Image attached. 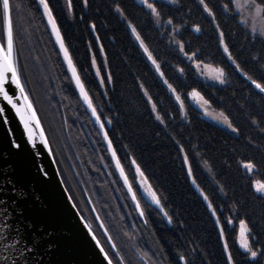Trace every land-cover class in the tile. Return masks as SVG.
Masks as SVG:
<instances>
[{"label": "trees", "instance_id": "16d2710c", "mask_svg": "<svg viewBox=\"0 0 264 264\" xmlns=\"http://www.w3.org/2000/svg\"><path fill=\"white\" fill-rule=\"evenodd\" d=\"M12 3L21 4L13 19L23 86L53 154L87 175L85 193L124 263H133L143 239L123 219L138 221L141 211L154 222L150 242L164 264H264V196L253 187L264 183V93L252 83L264 84V39L246 28L233 1L150 0L157 17L136 0H47L121 168L135 179L137 165L160 201V207L149 205L139 194L141 210L125 192L119 199L98 184L100 170L118 176L117 169L45 9L38 0ZM0 40H5L2 7ZM199 63L223 69L224 83L204 79ZM193 90L223 113L232 131L202 116L189 100ZM77 195L87 208L84 192ZM240 221L250 230L256 258L237 244Z\"/></svg>", "mask_w": 264, "mask_h": 264}, {"label": "water", "instance_id": "95a60500", "mask_svg": "<svg viewBox=\"0 0 264 264\" xmlns=\"http://www.w3.org/2000/svg\"><path fill=\"white\" fill-rule=\"evenodd\" d=\"M47 21L78 94L90 111L96 127L105 139L116 169L122 176L120 165L117 166L116 154L108 137L105 136V128L82 95L73 75L74 65L72 63L70 67L48 16ZM60 38L62 39L61 34ZM0 43L6 46V33L4 42L0 40ZM64 48L66 49L65 44ZM68 58H70L69 53ZM76 75L78 76L77 71ZM80 83L82 84L81 80ZM9 94L13 95V102L24 111V97L20 95L15 85L10 86ZM25 94L39 120L38 128L35 127L34 122L30 125L33 129L34 143L29 140V133L16 110L0 96V107L5 109L0 113V224L8 225L6 230L0 229V231L5 232L9 237L8 242L13 238L18 240L16 247L27 246L32 249L23 257H18V264H107L100 251V248L104 249V247L69 194L39 114L26 90ZM42 139L47 140V147L42 143ZM16 144L20 147L17 148ZM154 205L160 207V204L155 202ZM94 214L110 247L116 251L95 210ZM104 251L106 252L105 249ZM4 257L10 258L6 261ZM16 257L14 251H5L3 244L0 243V264H10L11 258Z\"/></svg>", "mask_w": 264, "mask_h": 264}, {"label": "snow or ice", "instance_id": "6c2138e0", "mask_svg": "<svg viewBox=\"0 0 264 264\" xmlns=\"http://www.w3.org/2000/svg\"><path fill=\"white\" fill-rule=\"evenodd\" d=\"M87 0H85V3ZM39 3L43 6L45 9V13L49 18V22L52 24L53 30L56 32L57 38L60 41L61 48L65 52V57L68 59L70 67H72V62L71 59L68 58V53L67 49L64 48L63 40L60 38L59 30L56 27L55 20L52 17L51 9L49 8V5L47 3V0H39ZM141 3H144L149 9L152 10L153 14H155L157 17H159V12L156 9L155 5L148 3V0H141ZM201 3H203V0H201ZM70 4V0H69ZM0 7H2V12H3V26H4V31L6 33V46L3 43H0V96L3 97L4 100L8 102V104L11 105L13 109L16 110L17 115L20 116L21 121L24 123L25 129L29 133V140L33 141L34 143V138H33V129L30 126L32 122L35 123V127H39V120L36 118L35 111L32 109V104L30 101H28L27 95L25 94L24 87L21 83L20 80V67H19V62H18V57L14 55V19H13V11L16 10L17 12L21 8L20 3L13 4L12 0H0ZM227 8L228 5H225ZM237 7H246L250 11L253 12L254 15L256 16H264V3H257V0H246L245 5H240L239 3L237 4ZM171 23V21H169ZM94 27V26H93ZM253 32L256 31V28L253 27ZM135 32V29H133ZM197 31L199 29L197 28ZM223 35V34H221ZM260 35L264 36V28L260 29ZM137 39H140L139 34H137ZM141 46L144 47L145 52H148L147 47L143 44V41H141ZM182 48V46H181ZM226 52L228 51L227 46L225 45ZM149 59H152L151 53H148ZM230 55V54H229ZM231 58V56H230ZM153 64L156 63V61L153 59ZM157 70H159V65H157ZM73 75L76 77L77 80V85L80 87L82 95H84L85 100L88 102L89 107H92L91 100L88 98L86 92L84 91L83 85L80 83L79 77L76 75V70L74 67H72ZM183 71V69H181ZM224 72L223 69L217 70V76L215 77L220 81V83H224ZM251 79V77H249ZM252 83L255 84L256 88H258L261 92H264V84L258 83L255 80H252ZM11 85H15L16 89H19L20 95L24 97L25 100V110L22 111L20 107L17 106L16 103L13 102V95L9 94V89ZM171 88V85H169ZM173 92H175V89H172ZM190 95L194 98H198L199 102L201 103V106L207 105L208 101L205 100L202 96H200L199 92L193 90ZM177 100H180V97L177 95L176 97ZM155 108V105H153ZM181 107H183V104H181ZM5 109L3 107H0V113H3ZM93 113L95 114V109L93 108ZM220 116L223 117V113H220ZM159 119V117H157ZM7 122V121H5ZM224 122L228 123V126L231 127V123L227 121V118L224 117ZM111 123V121H109ZM103 127V125H102ZM235 130V129H234ZM41 137H43V132L41 131ZM107 136V134H105ZM42 143L47 147V140L42 139ZM110 143V142H109ZM17 148L20 147L19 144L15 145ZM117 166L119 167V162H117ZM249 169H251L252 165L248 164L246 165ZM137 171H139V168H137ZM122 172V170H121ZM123 174V172H122ZM143 175V173H141ZM125 182L127 183V178H125ZM131 191V188H129ZM258 191L264 193V185H260L257 188ZM152 199L156 204H159L160 201L156 197L155 193H151ZM133 199H135V195L133 194ZM137 207L139 205L137 204ZM141 215H143V212H141ZM165 215H167L165 213ZM231 223V221H229ZM240 227H241V247L244 248V250L248 253H250L252 258H256L258 253L257 251L253 250V248L250 246V243L248 242V239L245 236V233L247 231H250L247 229L245 222L240 221ZM8 228V225L6 223L0 224V229L6 230ZM95 239V237H93ZM9 241V237L5 234V232L0 231V243L3 244V248L5 251L12 252L14 251L17 254L16 258H11L10 264H18V257H23L26 252H30L32 249L28 248L27 246L24 247H16V245L19 243L18 240H13L11 242ZM97 244H99V241H97ZM114 247V245H113ZM227 245H225V248ZM101 253L104 255V259L107 261V264H112L111 258H109L108 253L104 251V249L101 247L100 248ZM261 255H264V252L260 253ZM10 257H4V259L7 261L9 260ZM121 259H123L121 257ZM183 259V257H181ZM228 260L231 262L232 261V256L229 254Z\"/></svg>", "mask_w": 264, "mask_h": 264}, {"label": "flooded vegetation", "instance_id": "af4514ba", "mask_svg": "<svg viewBox=\"0 0 264 264\" xmlns=\"http://www.w3.org/2000/svg\"><path fill=\"white\" fill-rule=\"evenodd\" d=\"M54 157H55L60 175L63 179V182H64L69 194L71 195L76 207L78 208L79 212L81 213L83 218L86 220V222L89 224V226H91L93 232L95 233L97 238L100 240L101 244L103 245L104 249L108 253L112 262L114 264H125L123 259H121L122 254L120 253V251H118V248L116 247L115 243L113 242L111 236L108 233L107 228L105 227L104 223L102 222L101 218L99 217L92 201L90 200L89 196L85 193L86 189H85V186L82 184L87 181L86 180L87 175L85 177L83 171H81L79 169L78 165L76 166L70 162L69 164L67 163L68 166H65L64 163L61 160H59L56 155H54ZM98 174H100V176H101L98 184L102 185L104 187V190L112 191V193H115L116 197L119 199H120V193L125 192L126 194H128L130 199L132 201H134V199L132 197V193H133L132 188H133V186L136 188L134 180L135 181L137 180V175H135V179L134 178L132 179V176H130L125 171H123V175L121 176L120 173L118 172V170H117L118 176H115L114 172L109 171V170H100L98 172ZM125 178H127V182L129 183V186L125 182ZM120 183H122V185H123L122 187H121ZM131 183L133 184V186ZM129 187L131 188V191L129 190ZM79 189H81V191L84 192V196H85L86 201H87V208H85L86 206H84L82 203L83 199L81 200L79 198V196L77 195V191H79ZM141 191H142V193L145 194V192H143V190H141ZM146 193L147 194L143 195L144 199L147 201V203L149 205L153 204L152 203V196H150L151 194H149V192H147V191H146ZM124 200H125V196H124ZM136 208H137V206H136ZM94 210H95L96 214L98 215L99 219L101 220L102 224L104 225V228L106 229L108 235L110 236V238H111V240H112V242L116 248V251L112 250V248L110 247V245H109L105 235L103 234L100 226L98 225L96 216L94 214ZM139 215H140V219L138 221H136L135 219H133L131 217L123 219V221L125 223H127L128 225H131V227L135 231L137 228L138 231H136V232L138 234H140L141 238L143 239L141 241L142 244L139 247L140 249L138 251L137 250L134 251V256H135V259L137 261L136 263L137 264H164V262L162 260L157 259V257H156V255L158 253L157 252L158 250H156V249H158V248L156 247L155 244H151V242H150V240L152 238L156 237L155 234L153 233L154 232L153 220L151 218H148L147 214L141 215V211H139ZM166 221H167V219H166ZM143 223H144V225H143ZM140 224H141V226H140ZM140 229H141V231H139ZM146 253H148V255H145ZM149 256H151V259L149 258Z\"/></svg>", "mask_w": 264, "mask_h": 264}, {"label": "rangeland", "instance_id": "374dc122", "mask_svg": "<svg viewBox=\"0 0 264 264\" xmlns=\"http://www.w3.org/2000/svg\"><path fill=\"white\" fill-rule=\"evenodd\" d=\"M39 1V0H38ZM138 3H140V4H143V5H145L144 3H141V0H136ZM161 1H164V2H166V3H169V4H175L176 3V0H161ZM233 1V4H234V8H235V11H236V13L240 16V19H241V21H242V23L246 26V28L250 31V32H252L253 34H255V35H258V36H260L261 38H263L264 39V36H261L260 35V29L261 28H264V19H263V16H256V15H254L253 14V12L252 11H250L248 8H246V7H240V8H238L237 7V4L239 3L240 5H245V2H246V0H232ZM150 2V0H148V3ZM253 27H255L256 28V31L255 32H253ZM196 69H197V72L204 78V79H206V80H208L209 82H211V83H216V84H222V83H220V81L218 80V79H216L215 77L217 76V70H219V69H216V68H214V67H211V66H209V65H204V64H196ZM190 93H192V92H190ZM190 93H189V100H190V102L197 108V109H199V111L202 113V116L205 118V119H207V120H209V121H211V122H213V123H215V124H217V125H219V126H221V127H223V128H225V129H227V130H230V131H232V128L231 127H229L228 126V123H225L224 122V116L223 117H221L220 116V112H217V111H215V110H213L210 106H209V104H207V105H203V106H201V103L199 102V100H198V98H194V97H192L191 95H190ZM201 96V95H200ZM246 165H248V164H244V167L249 171V172H251L252 171V167H251V169H249L248 167H246ZM120 168H121V166H120ZM135 175H137V180L135 181L134 180V183H135V186H136V188L133 186V184H132V186H133V188H132V190H133V193H132V197H133V194L135 195V199H134V205H135V207L137 206V204L139 205V207H138V209L139 210H141L140 208H141V206H140V204H139V201H138V198H139V194H142V195H145V194H147L146 193V191L147 192H149V194H151L152 192H151V190H150V188H149V185H148V183H147V180H146V178L144 177V175H141V171L139 170V171H137V165H135ZM121 170H122V172H123V169L121 168ZM127 184H128V186H129V183L127 182ZM260 185H264V183L263 182H259V181H255L254 183H253V187H254V189H255V191L257 192V193H259V194H261V195H263L264 196V193H262V192H260V191H258L257 190V188H258V186H260ZM130 188V187H129ZM141 190H143V192H145V194L144 193H142V191ZM139 191V192H138ZM151 196V195H150ZM152 203H154V201H153V199H152ZM143 225H144V223H143ZM135 231V230H134ZM136 231H138V229L136 228ZM139 231H141V229L139 230ZM245 236H246V238L248 239V231L245 233ZM241 240H242V236H241V227H240V225H239V229H238V236H237V244H238V246H239V248L242 250V251H244V252H246L245 250H244V248H242L241 247ZM248 242H249V240H248ZM246 253H248V252H246ZM249 255H250V253H248ZM145 255H148V253H146ZM149 258L151 259V256H149ZM250 258H252L251 257V255H250ZM137 261H136V259H135V256L133 257V263L132 264H137L136 263Z\"/></svg>", "mask_w": 264, "mask_h": 264}]
</instances>
